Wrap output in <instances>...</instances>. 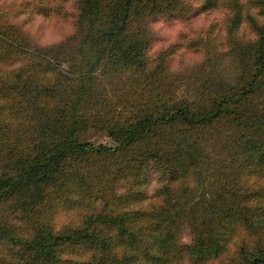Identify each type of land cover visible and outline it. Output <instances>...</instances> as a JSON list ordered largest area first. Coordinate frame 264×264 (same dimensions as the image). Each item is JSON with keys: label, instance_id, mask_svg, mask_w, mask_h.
Wrapping results in <instances>:
<instances>
[{"label": "trees", "instance_id": "16d2710c", "mask_svg": "<svg viewBox=\"0 0 264 264\" xmlns=\"http://www.w3.org/2000/svg\"><path fill=\"white\" fill-rule=\"evenodd\" d=\"M77 1L45 44L0 12V264H264V0H202L252 36L179 71L143 40L188 1Z\"/></svg>", "mask_w": 264, "mask_h": 264}, {"label": "rangeland", "instance_id": "374dc122", "mask_svg": "<svg viewBox=\"0 0 264 264\" xmlns=\"http://www.w3.org/2000/svg\"><path fill=\"white\" fill-rule=\"evenodd\" d=\"M186 1L192 8L185 15L162 12L149 20V28L143 41L146 54L152 63L159 50L169 44H178L175 52L160 63L165 64L169 71L194 67L208 53L211 55L217 51L225 53L230 48L229 31L237 37V41L252 36L245 21L229 30L227 20L232 12L227 6L216 4L206 7L202 5V0ZM77 2V0H0V12L33 41L45 44L62 40L73 30ZM192 41L196 44L188 47L187 44ZM181 91L178 90L179 93ZM75 136L79 141H89L93 144L114 143L102 129L86 127L76 130ZM157 179V171L149 169L142 186H145L144 189L148 192L152 191ZM8 203L9 201H6L3 205L7 206ZM194 234L189 226H184L180 237L189 243ZM12 251L10 247L0 246V252L6 256L13 254ZM226 262L227 260L220 256L214 264Z\"/></svg>", "mask_w": 264, "mask_h": 264}]
</instances>
